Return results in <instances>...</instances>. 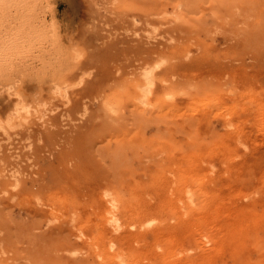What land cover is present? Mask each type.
Returning <instances> with one entry per match:
<instances>
[{"label":"rangeland","instance_id":"1","mask_svg":"<svg viewBox=\"0 0 264 264\" xmlns=\"http://www.w3.org/2000/svg\"><path fill=\"white\" fill-rule=\"evenodd\" d=\"M0 264H264V0H0Z\"/></svg>","mask_w":264,"mask_h":264},{"label":"bare ground","instance_id":"2","mask_svg":"<svg viewBox=\"0 0 264 264\" xmlns=\"http://www.w3.org/2000/svg\"><path fill=\"white\" fill-rule=\"evenodd\" d=\"M164 60L161 58H158L157 60L153 61L151 64H146L141 68V73H140V80H141V89L143 94H145L152 85L155 84L156 82V69L158 66H160ZM58 88V87H57ZM140 89V90H141ZM142 95V94H141ZM146 96V94H145ZM140 97V96H139ZM143 97V95H142ZM141 98V97H140ZM145 99V98H144ZM20 100V99H19ZM143 101V100H142ZM145 101V100H144ZM143 101V102H144ZM22 105V104H21ZM25 111V110H24ZM12 113V112H11ZM11 120V119H10ZM8 125V124H7Z\"/></svg>","mask_w":264,"mask_h":264}]
</instances>
